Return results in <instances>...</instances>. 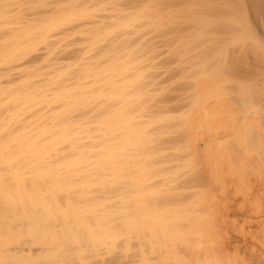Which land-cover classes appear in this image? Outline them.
I'll use <instances>...</instances> for the list:
<instances>
[{"label":"bare ground","instance_id":"6f19581e","mask_svg":"<svg viewBox=\"0 0 264 264\" xmlns=\"http://www.w3.org/2000/svg\"><path fill=\"white\" fill-rule=\"evenodd\" d=\"M205 180L251 233L201 232ZM262 249L264 0H0V264Z\"/></svg>","mask_w":264,"mask_h":264},{"label":"rangeland","instance_id":"374dc122","mask_svg":"<svg viewBox=\"0 0 264 264\" xmlns=\"http://www.w3.org/2000/svg\"><path fill=\"white\" fill-rule=\"evenodd\" d=\"M37 13V12H36ZM228 177H226V179H227ZM165 179V178H164ZM185 179V178H184ZM157 180H159V179H157ZM167 180V179H166ZM201 180V179H200ZM168 181V180H167ZM198 184H204V186H205V188H206V190H205V188H204V186H203V188L201 189V191L203 190V191H206V193L207 194H209V192L210 193H213L214 195V198H215V196H216V194L219 192V190L217 189V186H215V185H212L208 180H205V182L204 181H202V182H200V181H198L197 182ZM210 184H211V186H210ZM214 188V189H212V188ZM207 188H210V190L209 189H207ZM200 189H198V190H196V191H194V192H198V193H200L201 194V191H200ZM208 190H209V192H208ZM213 190V191H212ZM211 195L212 194H209V196H207L208 198L209 197H211ZM220 197V198H219ZM208 198L206 199V202H207V204H206V202H205V206L206 207H203V206H199V207H201V208H199V207H197V211L196 210H192V211H194V212H196V213H200V219L198 218V219H193V220H195V223L197 224L198 223V227L200 228L201 226L205 229L204 231L202 230L201 232H203V234L207 231L206 229L207 228H209L208 229V231H207V235L209 236L210 235V237L211 236H213V237H211V241H212V243L214 242V244H216V246L217 247H219L220 245H221V243L224 241V240H226L227 239V237L229 238V237H232V238H234V237H236L238 240H240V236H242L243 234H242V230L244 231V234H245V236L246 235H248L249 233H251L252 231H253V229H254V223H251V222H247V221H245L244 223L241 221V219L238 217V218H234L233 219V216H234V214H235V207L233 206V200L232 201H230L231 203V205H228L227 206V208L229 209H222V207H219V203H220V201H222V198H223V196H221V195H219V193L217 194V196H216V199H213V197L211 198L212 199V206H211V199L210 200H208ZM208 200V201H207ZM219 200V201H218ZM219 202L218 204H217V206L215 207L214 206V204L216 203V202ZM231 206H232V208H231ZM203 207V208H202ZM230 207V208H229ZM211 208V209H210ZM202 209V210H201ZM204 209H205V211H204ZM209 210H210V212L211 211H213L212 212V215H210L211 213H209ZM232 212H231V211ZM205 212V214H206V212H208L209 213V215L208 216H210L211 218H213L214 219V221L212 220V219H208V220H206L207 218H206V215L204 216L203 215V213L202 212ZM216 211H218V212H216ZM233 211H234V214H233ZM216 212V213H215ZM201 213H202V215L204 216V218H206V219H204L203 217H202V215H201ZM230 213V214H229ZM248 213V212H247ZM169 214V213H168ZM167 216V215H166ZM222 217V218H221ZM209 218V217H208ZM219 218H221V219H219ZM241 218H242V216H241ZM203 219H204V221H203ZM193 220H191V223H192V221ZM198 220H200V222L198 221ZM219 220V221H218ZM163 221V220H162ZM196 221H198V222H196ZM206 221V222H205ZM207 221L208 222H210L209 223V226H208V223H207ZM213 221V222H212ZM223 223H222V222ZM244 221V220H243ZM168 222V221H167ZM204 222H205V224L207 225V226H205V224H204ZM195 223L193 222L192 223V225H191V227L193 226V224L195 225ZM200 223V224H199ZM247 223V224H246ZM214 224V225H213ZM215 224H216V228H214L213 226H215ZM234 224V225H233ZM205 226V227H204ZM193 228H195V230H196V232H200V230H201V228H200V230L199 229H197V225H195V227L193 226ZM192 228V229H193ZM214 228V229H213ZM248 228V229H247ZM251 228V229H250ZM211 229V230H210ZM213 229V230H212ZM194 230V231H195ZM199 230V231H198ZM178 231V230H177ZM193 231V230H192ZM192 231H189V233L192 235H190L188 238H190V240H191V238H193V239H196V236H194L193 234H197V233H194V231L192 232ZM211 231H213V233L211 232ZM222 231V232H221ZM225 231V232H224ZM192 232V233H191ZM212 234H211V233ZM241 232V233H240ZM218 234V235H217ZM239 234V235H238ZM242 234V235H241ZM206 235V234H205ZM197 236H201L200 235V233L197 235ZM143 237V236H142ZM259 237H261V235H256V237H255V239H257V238H259ZM214 239V240H213ZM148 242V241H147ZM146 242V245H149V243H147ZM218 242V243H217ZM257 244V243H256ZM258 245V244H257ZM243 249H244V247H242ZM245 249H247V248H245ZM264 249H262V251H263ZM247 251V250H246ZM212 252V251H211ZM168 253L170 254V252L168 251ZM153 254V257H155V255H157V254H155L154 255V253H151L150 252V257H151V255ZM179 253H177V255H178ZM181 254L182 255H185L184 254V251H182L181 252ZM173 254H170V255H168V257L170 258V256H172ZM111 256V255H110ZM175 255H173L171 258L173 259H169V260H171V261H169V260H167L166 261V258L164 259L166 262H163V260H162V262L161 261H159L157 264H162V263H164V264H172L173 263V261H174V259L175 258H177V259H180L182 256H180V254H179V258L176 256V257H174ZM147 257V256H146ZM165 257H167V256H165ZM167 257V258H168ZM169 261V262H168ZM263 261V260H262ZM262 261H258V262H260L261 264H264V262H262Z\"/></svg>","mask_w":264,"mask_h":264}]
</instances>
